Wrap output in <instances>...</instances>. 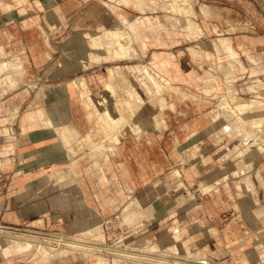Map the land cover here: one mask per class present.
Here are the masks:
<instances>
[{"label":"crops","instance_id":"0c3cea01","mask_svg":"<svg viewBox=\"0 0 264 264\" xmlns=\"http://www.w3.org/2000/svg\"><path fill=\"white\" fill-rule=\"evenodd\" d=\"M110 1L0 0V226L77 232L73 238L60 235L55 239L92 246L81 240L89 238L86 232L92 233L93 227L99 229L122 208L125 214L134 215L131 210L139 200L140 207L151 204L159 210L164 245L184 241L189 253L206 251L204 254L212 259L239 264L243 258L257 259L258 251L248 250L246 233L249 224L259 223L252 210L264 209V205L251 204L253 198L246 201L230 184L213 186L217 178L225 182L239 175L229 170L218 175L211 170L204 185L211 188L205 191L194 185L199 176H204L201 169L171 170L174 163L180 165L186 146L211 143L208 136L201 135L216 124L212 111L219 81L200 73L194 61L177 59L175 68L164 69L163 60L179 57L174 47L167 46L165 30L140 23L147 17L152 21V17L138 16L136 9L131 11V6L120 1L119 11L136 23L135 33L140 34L137 42L134 32H130L132 38L128 35L129 41L127 37L121 41L137 46L144 39L146 47H138L142 55L137 58L134 52L127 56L113 53L109 58L106 52L95 50L87 34L97 36L102 24L114 26L116 14L106 4ZM96 43L102 46L99 35ZM231 44L234 47L233 41ZM244 45L247 49L253 46L248 42ZM256 45L264 48L259 41ZM205 47L201 49H210ZM191 53L199 54L197 50ZM209 53L207 59H211ZM142 66L154 71L161 82L168 78L179 86L175 99L170 101L167 85L160 90L154 86ZM122 69L126 77H122ZM14 70L21 72L19 85L10 74ZM260 76L264 78V72ZM220 77L227 92L232 74ZM126 78L132 85L125 83ZM134 89L143 102L131 98L129 91ZM157 114L164 118L165 125L157 126ZM137 122L143 132L139 136L128 133ZM115 128L121 133L119 141ZM87 140L93 143L87 145ZM98 142L102 145L94 148ZM93 149L99 151L96 156L89 154ZM263 163L261 160L258 168ZM261 174L264 178V167ZM196 216L201 221L198 230L188 226ZM259 218L264 221V212ZM154 223L151 218L143 219L133 234H145ZM175 226L179 238L174 236ZM202 227L209 231L201 233ZM212 229L218 230L217 249L211 245L213 240H208ZM126 232L118 228V235ZM8 237L6 232L0 233V264L84 262L82 255H68L67 249L55 254L48 249L47 254L40 252L42 255L27 260L24 252L29 250H19Z\"/></svg>","mask_w":264,"mask_h":264},{"label":"rangeland","instance_id":"374dc122","mask_svg":"<svg viewBox=\"0 0 264 264\" xmlns=\"http://www.w3.org/2000/svg\"><path fill=\"white\" fill-rule=\"evenodd\" d=\"M119 1L125 6H131V11L136 9L138 16H151L154 29L157 28L156 25H158L163 28V31L165 30V36H167V46L171 48L174 47V54L179 55V57H169L168 59L163 60L161 62V66L164 69L171 71L172 67L175 68V66L178 64L177 59L179 61L186 60L187 62L194 61L198 65V70L200 73H204L210 78H217L219 81V84L216 87L218 91L214 95L215 98H217V101L215 102L212 111V117L216 124H214V128L207 130L206 133L201 135V137L203 135L208 136L210 138L209 142L211 143L199 146H186L184 152L185 157L180 160V165H176L174 163L171 170L176 169V173H178L179 169L184 172L197 168L201 169L203 171L201 173H203L204 176H199L194 185L200 190L204 188L203 190L205 191H208L211 188V185L204 186L207 184L208 175L210 174L211 170H216V174L218 175L224 174L227 170L232 171L237 173L239 177L235 179L232 178L231 180H227L225 182H222V179L217 178L213 186L218 187L220 183L221 185L230 184L235 188H238L240 194L246 201H251L253 198L251 204H256L258 202L261 203L260 205H264V178L261 174V169L264 167V165H261L262 167L258 168L261 160H264V128L248 124H233V126L223 116L224 111L222 108H219L221 107L220 101H222L225 95H228L229 99H232V97L236 98L237 100L234 99V101L254 100L256 105H263L264 103V78L263 76H260V74L264 72V48L262 46L257 47L256 45L257 41H259V45H264V0H192V2L190 1L191 5L188 3L185 4L184 1L179 0L180 4L189 6L193 11L192 13L190 12L186 15L178 10L180 12L179 13L177 9L175 10V8H173V5L175 4L173 0H130L128 3H125L123 0H112L109 2L110 4H106L109 11L116 14L114 22L120 21L119 19L124 17L128 18L125 12L119 11ZM172 2L174 4H172ZM150 7L152 9H150ZM120 12L122 14H120ZM124 13L125 15H123ZM128 21L129 24H124L121 30H117L116 32L113 31V34L110 33L112 32V28L106 27L103 30L99 28L101 33L97 34V37H95L96 35H88L90 40L93 42L94 49L102 50L108 54L107 49L103 47V39L105 37H111L115 35L118 36L116 37L118 41H121V39H124L125 37H127L125 40L129 41L130 39L128 38V35H131L130 37L132 38V34H130L128 29L133 25L132 33H135L138 27L131 19ZM140 23L145 24L143 19L140 21ZM171 23H173V26ZM122 31L124 36H119L118 33L121 34ZM98 35L99 38L102 39L101 47H99L96 43V40H98ZM139 36L140 34L135 33L136 42L138 41L137 38H139ZM232 41L234 47L237 50H235L232 46ZM247 42L249 44H253L250 49L245 48L244 44ZM121 43L123 42L121 41ZM96 45L98 46V49H96ZM130 45L132 48L129 53L134 52V54L137 55V58H139L143 53L142 52L140 54L141 51L138 47H146L144 39H142L141 45ZM222 45L224 46L227 53L223 49ZM205 46H209L210 49H201ZM229 47H231V49H229ZM141 49L144 51L143 48ZM192 50H197L199 52L198 56L192 55ZM206 51L208 53L211 52L209 53V57L211 59H207L205 56L207 54ZM128 54L121 56H127ZM108 57L113 58L110 53L108 54ZM256 63L259 64L255 67L254 65H256ZM228 65L232 66L228 68ZM150 66H153L155 69L154 64ZM122 71V77H126L123 69ZM10 74L16 79V85H19L22 82L20 70H14ZM223 74H225L226 77H229L232 74V81L227 83V92L224 91L225 87L221 85L220 76ZM116 75L120 77L119 73ZM124 81L126 84L132 85L127 80V78ZM7 84L10 86H15L8 81ZM169 86V88L173 87V89H180L179 86L174 85L173 83H171ZM173 92L174 91L171 90L168 91L170 101L175 99L176 92ZM257 95H260V97L258 98ZM231 101H233V99ZM171 104L172 103H170L169 106L174 107V104ZM161 105L162 107L166 106V101L164 99L161 102ZM263 108L264 106L259 108V111L261 110L260 113H264ZM101 112L103 113V110ZM132 112L135 114V109ZM155 121L157 126L166 124L161 114L155 115ZM240 127H242L241 130H238ZM115 130L118 131L116 140L119 141L121 133L119 132V128H115ZM130 130L131 131L128 133H133L136 136H139L143 132V128L138 122L137 124H133ZM91 134L95 136L97 133L93 131ZM252 136L254 137V140ZM251 138L252 141L255 142L258 140L256 142L257 144L255 142L251 144L249 142ZM66 139L67 138L64 140L67 141ZM88 142L89 143L87 145H91L93 143L92 141ZM115 152L116 151L114 150V153ZM97 153H99V151L96 149H93L89 152L90 156H96ZM188 154L193 156L195 160L189 159ZM237 167L239 168L238 171ZM255 170H257L256 173L254 172ZM249 179L251 183H249ZM187 193L189 196H191L189 190ZM188 194L186 196H188ZM240 194L237 193L238 199H242ZM157 196V200H160L161 194L159 193ZM138 201L139 200L134 201V207L131 210V213L133 212L134 215L131 216L130 213L125 214L122 208L114 216V218L108 220V222L103 226H100L99 229L92 226V233L86 232L84 234L89 238H81L83 242H89L92 244V246L73 245L69 244L68 242H61L55 239L60 235L73 238L76 236V234H79L77 232L49 231L53 234L52 237L48 236L49 238L46 237L42 239L27 237L24 238L20 233H16L14 235L6 233V236H9V242H12V239L13 241L15 240L22 242L28 240L34 241V243L40 242L45 245L52 254H55L61 249H67L69 251L67 252L68 255L75 253L82 255L81 261L84 260L83 264H129L131 262L138 264L142 263L143 261V264H239L235 261L227 262L226 259H212L204 254L206 251H202V255L189 253L190 248L184 241L180 243L176 242L173 246L164 245L163 241L160 240L162 226L160 225L161 221L157 213L159 210H156L157 208H154L151 204L140 207ZM252 211L256 219L259 220V223L253 224L254 226L249 224L247 228L246 236L249 246L248 250L250 251L251 249L255 248L254 250L258 251L259 257L253 261L250 258H243L242 264H264V221H261L259 218L261 214H263L264 209L259 208L257 210L253 209ZM149 218L155 221L153 225L149 226L150 231L146 232L145 234L140 232L138 235H134V229L137 228V224L143 219ZM198 219V216H196V218L190 220L188 226L194 225V229L198 230V224H201V221H198ZM118 228H122L128 232L118 235ZM176 228L177 226H175V229ZM1 229L4 228L0 226V230ZM207 230L208 229H205V227H202L200 232L206 233L209 231ZM81 235L83 234L81 233ZM145 236L147 238H145ZM174 236L175 238L180 237L179 230L176 229L174 231ZM203 236H205V234H203ZM218 237V230L212 229L211 236L208 237V240H213L211 241V245L216 247V249L218 248V246H216ZM203 248L204 247L201 249ZM205 248L208 249V246H205ZM119 250H122V252ZM134 251H136V253ZM130 252L132 254H130ZM24 254H26L25 259L30 260L34 256L37 257L36 254L41 253L36 248H33L24 252ZM126 254H129L128 256L130 258H128ZM136 254H138L139 257L138 255L136 256ZM124 255H126L127 258ZM141 255L143 257L140 258ZM63 256L64 255L53 256L50 261H52L54 258H60ZM131 257L133 258L131 259ZM135 258L137 260L140 258V261H137Z\"/></svg>","mask_w":264,"mask_h":264},{"label":"bare ground","instance_id":"6f19581e","mask_svg":"<svg viewBox=\"0 0 264 264\" xmlns=\"http://www.w3.org/2000/svg\"><path fill=\"white\" fill-rule=\"evenodd\" d=\"M125 3H128L130 0H123ZM144 1V0H143ZM154 1H156V0H154ZM178 1V2H177ZM182 1H184L185 2V4L186 3H188V4H190V1L192 2V0H182ZM181 1V2H182ZM163 2V1H162ZM173 2H175V4L173 3ZM173 2H172V4H174L173 5V8H175V10L177 9V11L179 10L181 13H184L185 15L186 14H189L190 12L192 13L193 11H192V9L189 7V6H187V5H182V4H180L179 3V0H173ZM138 3V2H137ZM140 4V3H139ZM171 4V5H172ZM191 5V4H190ZM135 6V5H134ZM138 6V5H137ZM139 7V6H138ZM171 8V7H170ZM172 8V9H173ZM203 8V7H202ZM149 9V8H148ZM150 9H152L151 7H150ZM146 10H147V7H146ZM174 10V11H175ZM174 11H172V12H174ZM178 11V12H179ZM179 12V13H180ZM120 14H122L121 12H120ZM119 15V14H118ZM123 15H125V14H123ZM120 16H122V15H120ZM123 19V20H122ZM122 19H119L120 21H115L114 22V26L112 27V29H111V31L112 32H110V33H112L113 34V31H119V30H121V28H122V26L124 25V24H126V23H128L129 24V19L128 18H126V17H124V18H122ZM176 19V18H175ZM115 20V19H114ZM117 20V19H116ZM144 22H145V24H148V25H150V24H152V21H151V19L149 18V17H147V19L146 20H144ZM132 24V23H131ZM130 24V25H131ZM172 24V26H173V23H171ZM125 27V26H124ZM94 28V27H93ZM98 28H100V29H105L106 28V26L105 25H99V27ZM124 30V29H123ZM125 30H126V28H125ZM124 30V31H125ZM132 30H133V25H132V27H130L129 29H128V31L129 32H132ZM127 31V32H128ZM107 32V31H106ZM105 32V33H106ZM121 32V31H120ZM104 34V33H103ZM119 34V36L121 35V36H124V34H123V31H122V33L120 34V33H118ZM87 35H90L89 33L87 34ZM117 35V34H116ZM92 36V35H91ZM90 36V37H91ZM95 37H97V36H95ZM116 37H118V36H111V37H103L104 39H103V41H104V44H103V47L105 48V49H107V52H108V54L110 53L111 54V56L113 55V53L114 54H116V55H118V56H121V55H124V54H128L129 53V51L131 50V48H132V46L131 45H125V44H123V43H121V41H118L117 39H116ZM97 39V38H96ZM102 40V39H101ZM133 43V42H132ZM132 45H134V44H132ZM95 47H97L96 49H98V46L96 45ZM102 47V48H103ZM134 50H135V47H134ZM135 53H136V50H135ZM138 54V53H137ZM0 67H1V64H0ZM6 68L8 69V70H10V66L8 65V64H6ZM142 68H143V70H144V72L148 75V78H149V81H151L152 83H153V85L154 86H156L159 90L164 86V85H167V86H169L170 84H171V81H170V79H166L165 80V83H163V82H161V80L159 79V77L156 75V73L154 72V71H152L149 67H147V66H142ZM170 87V86H169ZM172 87V86H171ZM169 90H172V91H174V92H179L180 91V89H173V87L172 88H169ZM129 94H130V96H131V98H133V99H135L137 102H139V103H141V102H143V99L141 98V96L139 95V93L134 89V90H132V91H129ZM234 97H236V96H234ZM232 99H233V101H234V99H236V98H233L232 97ZM232 99H229V97L227 96V95H225V97L222 99V101H220L221 103H220V105H221V107H219V108H222V110L224 111V117H225V119H227L228 121H229V123H231L232 125L234 124H248V125H253V126H260V127H262V126H264V113H260V111H259V107H257V105H255V103L254 102H247V101H231ZM237 100V99H236ZM174 103H172L171 105H173ZM221 110V111H222ZM246 114V115H245ZM227 121V122H228ZM228 123V124H229ZM233 125V126H234ZM239 126V125H238ZM238 128V127H237ZM241 128L242 127H240L238 130H241ZM250 133H252V132H250ZM255 133V132H254ZM257 134V133H256ZM252 135H254V134H252ZM250 136V135H249ZM253 137V136H252ZM256 138V137H255ZM257 139V138H256ZM253 140H254V137H253ZM258 141V140H257ZM256 141V142H257ZM251 144H253L255 141H252V138L250 139V141H249ZM255 142V143H256ZM259 143V142H258ZM257 144V143H256ZM102 144H101V142H98L97 144H95V146H93L94 148H99L100 146H101ZM249 145V144H248ZM85 147V146H84ZM88 149H89V147H87ZM79 149V148H78ZM77 151V150H76ZM244 152V151H243ZM249 163V162H248ZM247 163V164H248ZM249 165V164H248ZM249 177V176H248ZM247 177V178H248ZM259 178H260V175H259ZM253 182V181H252ZM249 183H251L250 182V179H249ZM252 185V184H251ZM1 230H3V229H1ZM11 233V232H10ZM13 234H16V233H14V232H12ZM52 235L53 234H51L49 237H52ZM47 236H44V237H42V238H46ZM48 237V238H49ZM12 243H14L15 244V246L19 249V250H31V249H33V248H36L38 251H40V252H43V254H47L48 253V249L46 248V246L45 245H43L42 243H34V241H30V240H28V241H24V242H22V241H13V239H12ZM126 250V249H125ZM120 252H122V250H119ZM132 251V250H131ZM142 251V250H141ZM119 252V253H120ZM135 253H136V251H134ZM144 252V251H143ZM143 252H141V253H143ZM125 253V252H124ZM129 253V252H128ZM138 253V252H137ZM140 253V254H141ZM147 253V252H146ZM130 254H132L131 252H130ZM134 254V253H133ZM148 254V253H147ZM127 255V254H126ZM126 255H124V256H126ZM129 255V254H128ZM127 255V256H128ZM138 254H136V256H137ZM150 255V254H149ZM127 256H126V258H127ZM132 256V255H131ZM147 256V255H146ZM134 257H135V255H134ZM138 257H139V255H138ZM141 257H143L142 255L140 256V258ZM167 257V256H166ZM165 257V258H166ZM128 258H130L129 256H128ZM133 257H131V259H132ZM140 258H138V260L140 259ZM148 258V257H147ZM163 258V257H162ZM168 258V257H167ZM130 259V260H131ZM136 259V258H135ZM145 259V258H144ZM157 259H159V258H157ZM172 259V258H171ZM176 259V258H175ZM137 260V259H136ZM137 260V261H138ZM143 260V259H142ZM141 260V261H142ZM166 260V259H165ZM164 260V261H165ZM135 261V260H134ZM140 261V260H139ZM147 261V260H146ZM162 261H163V259H162ZM168 261V260H167ZM166 261V262H167ZM178 261V260H177ZM176 261V262H177ZM155 262V261H154ZM175 262V263H176ZM179 262V261H178ZM144 263V261L142 262V263H138V264H143ZM147 263V262H146ZM180 263V262H179ZM133 264H134V262H133ZM135 264H137V263H135ZM156 264V263H155ZM159 264V263H158ZM208 264V263H207ZM209 264H211V263H209Z\"/></svg>","mask_w":264,"mask_h":264},{"label":"built area","instance_id":"2783aa9c","mask_svg":"<svg viewBox=\"0 0 264 264\" xmlns=\"http://www.w3.org/2000/svg\"><path fill=\"white\" fill-rule=\"evenodd\" d=\"M3 230H0V233L6 232L9 234L14 233H20L22 237L24 238H35V239H42L44 236H50L52 233L40 231V230H34L27 227H3ZM11 232V233H10ZM14 235V234H13Z\"/></svg>","mask_w":264,"mask_h":264}]
</instances>
